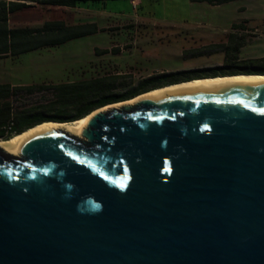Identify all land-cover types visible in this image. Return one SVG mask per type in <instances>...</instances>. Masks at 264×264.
Masks as SVG:
<instances>
[{
	"label": "water",
	"instance_id": "obj_1",
	"mask_svg": "<svg viewBox=\"0 0 264 264\" xmlns=\"http://www.w3.org/2000/svg\"><path fill=\"white\" fill-rule=\"evenodd\" d=\"M128 101L0 149V264H264V84Z\"/></svg>",
	"mask_w": 264,
	"mask_h": 264
},
{
	"label": "rangeland",
	"instance_id": "obj_2",
	"mask_svg": "<svg viewBox=\"0 0 264 264\" xmlns=\"http://www.w3.org/2000/svg\"><path fill=\"white\" fill-rule=\"evenodd\" d=\"M139 2L136 8L132 0L79 5L69 22L96 23L98 32L16 59L0 58V84H62L111 74L135 85L153 75L208 74L223 65L226 53L213 45L227 43L233 32L246 35L240 59L264 58V0L221 6L189 0ZM59 13L30 10L15 15L13 24L31 21L35 26L57 20Z\"/></svg>",
	"mask_w": 264,
	"mask_h": 264
},
{
	"label": "trees",
	"instance_id": "obj_3",
	"mask_svg": "<svg viewBox=\"0 0 264 264\" xmlns=\"http://www.w3.org/2000/svg\"><path fill=\"white\" fill-rule=\"evenodd\" d=\"M106 1L108 0H0V58L16 59L34 51L59 47L96 34L99 30L93 22L71 24L63 20L46 21L41 26L34 27H12V15L25 11L33 4L41 7L77 8L85 3ZM189 1L221 6L243 0ZM237 27L244 28L241 25ZM228 38L227 43L213 45L218 51L226 53L223 65L208 74L153 75L135 85L121 81L119 75L111 74L62 84H0V141H9L33 127L48 122L73 123L97 109L132 100L169 85L197 78L264 75V58L240 59L246 35L233 32ZM111 52L118 54L117 49H112Z\"/></svg>",
	"mask_w": 264,
	"mask_h": 264
},
{
	"label": "bare ground",
	"instance_id": "obj_4",
	"mask_svg": "<svg viewBox=\"0 0 264 264\" xmlns=\"http://www.w3.org/2000/svg\"><path fill=\"white\" fill-rule=\"evenodd\" d=\"M225 84H264V75H236V76H225V77H217L210 79H202V80H194L191 82L168 86L143 96L134 98L128 102L127 104L136 103L139 99L146 96L158 95L164 92H171L175 90H189V89H206L212 88L215 86L225 85ZM122 103L115 104L114 106H121ZM91 116H87L81 120H78L73 123H44L33 127L20 135L13 137L9 141H0V149H2L7 154H19L23 145L33 136L43 133L50 128L63 129L69 134H80L87 125V122Z\"/></svg>",
	"mask_w": 264,
	"mask_h": 264
},
{
	"label": "crops",
	"instance_id": "obj_5",
	"mask_svg": "<svg viewBox=\"0 0 264 264\" xmlns=\"http://www.w3.org/2000/svg\"><path fill=\"white\" fill-rule=\"evenodd\" d=\"M58 9V12H60L58 15H59V18L57 20H63L67 23H70V18L73 19V11L76 9V8H66V7H41L39 5H36V4H33L31 7H29L28 9H26L25 11L23 12H20V13H24V12H27V11H30V10H34L35 12H38V13H44V11H57ZM19 13H16L14 15H12L10 17V25L12 27H26V26H32L34 27L32 24L35 23V22H21L22 24H19V25H14L13 23V17L15 15H18ZM45 16V15H44ZM51 20H54V19H51ZM51 20H48V21H51ZM46 22V21H45ZM44 23V22H43ZM43 23H39L35 26H41Z\"/></svg>",
	"mask_w": 264,
	"mask_h": 264
},
{
	"label": "built area",
	"instance_id": "obj_6",
	"mask_svg": "<svg viewBox=\"0 0 264 264\" xmlns=\"http://www.w3.org/2000/svg\"><path fill=\"white\" fill-rule=\"evenodd\" d=\"M134 8L137 7V5L140 3L139 0H132Z\"/></svg>",
	"mask_w": 264,
	"mask_h": 264
},
{
	"label": "snow or ice",
	"instance_id": "obj_7",
	"mask_svg": "<svg viewBox=\"0 0 264 264\" xmlns=\"http://www.w3.org/2000/svg\"><path fill=\"white\" fill-rule=\"evenodd\" d=\"M261 111H264V109H262ZM120 186H121V187H124V185H123V184H121Z\"/></svg>",
	"mask_w": 264,
	"mask_h": 264
}]
</instances>
